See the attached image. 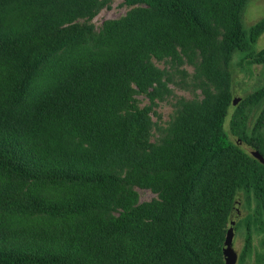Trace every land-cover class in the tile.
I'll use <instances>...</instances> for the list:
<instances>
[{
    "label": "trees",
    "instance_id": "obj_1",
    "mask_svg": "<svg viewBox=\"0 0 264 264\" xmlns=\"http://www.w3.org/2000/svg\"><path fill=\"white\" fill-rule=\"evenodd\" d=\"M124 1L133 8L95 37L75 21L99 0H0V264H225L239 189L264 212V163L225 128L233 54L264 30L244 22L251 0ZM178 48L226 71L217 93L185 103L168 136L148 144L149 109L130 83L155 93L162 71L151 58ZM263 130L264 110L249 141L262 154ZM130 185L159 198L106 231Z\"/></svg>",
    "mask_w": 264,
    "mask_h": 264
},
{
    "label": "rangeland",
    "instance_id": "obj_2",
    "mask_svg": "<svg viewBox=\"0 0 264 264\" xmlns=\"http://www.w3.org/2000/svg\"><path fill=\"white\" fill-rule=\"evenodd\" d=\"M99 2L100 6L94 15L80 17L75 21L81 25H92V34L95 37H98L107 20L119 19L133 8L124 0H99ZM243 18L248 26L259 21L263 22L264 0H251L245 7ZM263 48L264 30L257 41L251 42L248 50L233 54L229 68L234 78L233 104L225 120V128L230 132L235 144L251 155L253 150H258L249 144V141L254 138L253 127L258 115L264 110V61L259 58ZM177 50V56L151 58L154 66L162 71V82L157 86L155 93L152 88L148 90H152L150 93L140 89L134 80L130 83L131 95L136 105L139 108L149 109L151 125L148 144H158L168 136L185 103L201 101L207 89L217 93L216 84L226 71L219 60L216 61L217 64H214L217 65L216 67L210 66L204 61L199 49L192 48L183 52L180 48ZM256 94H261V98L256 105H250L251 99ZM232 125L236 126L240 135L247 140H242L234 134L231 131ZM262 156L264 157V154ZM118 198L110 212L106 231H111V222L113 223L120 214L134 211L136 207L158 199L159 195L150 187L130 185L119 194ZM259 206V199L256 198L255 192L252 194L247 189H239L233 204V221L228 222L226 226L228 228L232 222L234 224L232 248L237 254L234 264H264V212ZM250 219H253V230L251 242L246 247L248 237L246 222Z\"/></svg>",
    "mask_w": 264,
    "mask_h": 264
},
{
    "label": "water",
    "instance_id": "obj_3",
    "mask_svg": "<svg viewBox=\"0 0 264 264\" xmlns=\"http://www.w3.org/2000/svg\"><path fill=\"white\" fill-rule=\"evenodd\" d=\"M252 154L258 158L261 162L264 163V157L258 150H253ZM233 215L231 216V221H233ZM233 235H234V224L233 222L229 225L227 234L223 243V254H224V260L225 264H234L236 261L237 254L232 248V241H233Z\"/></svg>",
    "mask_w": 264,
    "mask_h": 264
}]
</instances>
